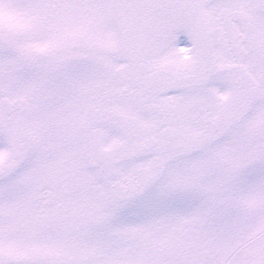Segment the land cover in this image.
I'll list each match as a JSON object with an SVG mask.
<instances>
[{
	"label": "snow or ice",
	"instance_id": "1",
	"mask_svg": "<svg viewBox=\"0 0 264 264\" xmlns=\"http://www.w3.org/2000/svg\"><path fill=\"white\" fill-rule=\"evenodd\" d=\"M0 264H264V0H0Z\"/></svg>",
	"mask_w": 264,
	"mask_h": 264
}]
</instances>
